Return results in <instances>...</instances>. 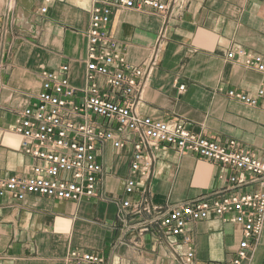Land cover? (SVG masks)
I'll return each instance as SVG.
<instances>
[{"label": "crops", "instance_id": "obj_1", "mask_svg": "<svg viewBox=\"0 0 264 264\" xmlns=\"http://www.w3.org/2000/svg\"><path fill=\"white\" fill-rule=\"evenodd\" d=\"M91 1L34 0L27 30L15 18L17 1L0 0V174L27 173L34 164L11 128L18 113L35 103L41 72L68 64L71 83L83 85ZM109 32L134 65L151 56L162 34L157 66L137 107L142 115L181 121L189 130L221 143L235 140L254 155L264 153L263 100L249 106L228 95L232 89L254 94L264 84V75L227 58L236 48L264 54V0H175L169 14L146 6L118 8ZM131 155V147L121 151L110 144L101 147L98 160L104 171L96 197L72 202L39 195L21 201L0 196V264H65L70 249L99 253L107 264H172L167 244L171 238L156 234L155 224L154 236L139 231V224L133 223L140 217L122 212ZM232 173L195 154L162 146L156 152L148 199L163 211L217 197ZM140 195L136 191L130 198L136 201ZM188 228L195 264L228 262L241 236L239 225L213 216ZM260 241L249 264L260 262L264 233Z\"/></svg>", "mask_w": 264, "mask_h": 264}, {"label": "built area", "instance_id": "obj_2", "mask_svg": "<svg viewBox=\"0 0 264 264\" xmlns=\"http://www.w3.org/2000/svg\"><path fill=\"white\" fill-rule=\"evenodd\" d=\"M175 0H92L87 28V52L84 83H71L68 64L41 72L36 101L18 113L12 131L21 137V151L34 160L23 174H0V196L17 201L28 195L76 202L99 195L103 167L98 160L105 144L121 151L131 147L129 175L124 180L121 209L124 216L140 217L133 223L139 231L169 236L172 264H195L194 242L189 224L211 216L224 223L241 227V236L225 263H250L264 233V153L254 155L238 147L235 140L225 143L189 130L181 121H162L142 115L137 107L146 80L157 66L160 34L151 56L142 64L129 63L124 46L109 32L114 10L150 7L169 14ZM46 7L41 8L44 12ZM168 18L166 17V20ZM246 67L264 75V54H253L242 48L231 50ZM184 85L179 86L180 90ZM228 95L240 102L257 106L263 100L264 84L254 94L229 90ZM170 147L180 153L228 167L232 174L228 186L219 196L194 199L160 211L148 199V184L154 171L156 152ZM140 192V198L130 196ZM154 210L159 213L154 216ZM120 220L128 225L125 218ZM153 226V227H152ZM159 232V233H158ZM65 264H107L96 252L70 249ZM264 264V254L261 259Z\"/></svg>", "mask_w": 264, "mask_h": 264}, {"label": "water", "instance_id": "obj_3", "mask_svg": "<svg viewBox=\"0 0 264 264\" xmlns=\"http://www.w3.org/2000/svg\"><path fill=\"white\" fill-rule=\"evenodd\" d=\"M15 5V18L20 20L22 28L27 29L30 27V19L32 17V8L34 7V0H16Z\"/></svg>", "mask_w": 264, "mask_h": 264}, {"label": "rangeland", "instance_id": "obj_4", "mask_svg": "<svg viewBox=\"0 0 264 264\" xmlns=\"http://www.w3.org/2000/svg\"><path fill=\"white\" fill-rule=\"evenodd\" d=\"M263 254H264V252H263ZM262 257H263V255L261 256V258L259 259V264H261V259H262ZM253 264H255L254 262H253Z\"/></svg>", "mask_w": 264, "mask_h": 264}]
</instances>
